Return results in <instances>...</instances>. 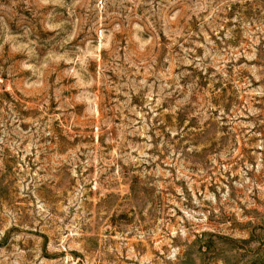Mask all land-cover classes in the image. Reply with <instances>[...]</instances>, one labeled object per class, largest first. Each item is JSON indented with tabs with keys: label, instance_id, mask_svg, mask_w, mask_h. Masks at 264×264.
Masks as SVG:
<instances>
[{
	"label": "rangeland",
	"instance_id": "374dc122",
	"mask_svg": "<svg viewBox=\"0 0 264 264\" xmlns=\"http://www.w3.org/2000/svg\"><path fill=\"white\" fill-rule=\"evenodd\" d=\"M0 264H264V0H0Z\"/></svg>",
	"mask_w": 264,
	"mask_h": 264
}]
</instances>
